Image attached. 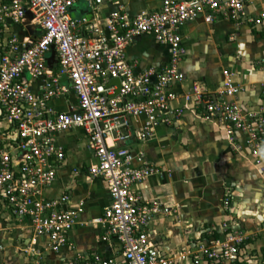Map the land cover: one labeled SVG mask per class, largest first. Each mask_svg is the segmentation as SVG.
<instances>
[{"label": "built area", "instance_id": "2783aa9c", "mask_svg": "<svg viewBox=\"0 0 264 264\" xmlns=\"http://www.w3.org/2000/svg\"><path fill=\"white\" fill-rule=\"evenodd\" d=\"M76 1L0 0V123H6L0 129V202L29 221L33 242L46 236L53 250L65 245L80 210L65 207L68 195L49 198L43 190L66 159L56 135L79 129L94 159L88 174L106 182L110 198L93 221L106 227V237L117 241L121 254L94 255L86 264H177L158 248L149 230L157 215L171 213L139 190L149 177L162 179L172 172L148 162L142 150L126 143L148 139L158 126L172 124L189 108L223 129L233 148H247L264 170V104L252 111L238 103L241 87L228 70L215 94L198 81L183 94L172 89L184 79L179 63L186 48L180 28L208 13L240 19L254 0H162L158 9L130 17L118 5L106 18L105 33L94 25L82 31L86 20L68 13ZM83 1L90 8L102 2ZM248 21L264 26V8ZM144 34L168 47L162 68L136 70L127 60L126 47ZM52 51L55 62L49 65ZM113 79L118 83H111ZM54 99L65 101L66 107H56ZM174 101L180 104L171 107ZM221 234L200 245L204 261L238 264L247 232L224 221Z\"/></svg>", "mask_w": 264, "mask_h": 264}, {"label": "crops", "instance_id": "0c3cea01", "mask_svg": "<svg viewBox=\"0 0 264 264\" xmlns=\"http://www.w3.org/2000/svg\"><path fill=\"white\" fill-rule=\"evenodd\" d=\"M161 1L102 0L90 8L77 0L68 13L73 19L86 20L82 31L94 25L105 33L106 18L118 5L130 17L140 10L158 9ZM263 8L264 0H254L240 19L208 13L185 23L180 33L186 54L179 63L184 79L172 89L183 94L198 81L215 94L222 88L223 71L228 70L241 87L235 100L245 109L258 110L264 104V26L248 19ZM3 38L0 31V44ZM125 55L136 70L159 69L167 63L169 49L144 34L126 47ZM69 100L74 102V96ZM52 103L66 107L61 99ZM178 104L174 101L170 106ZM5 126L0 123V129ZM55 139L65 147L66 159L43 194L49 198L66 194L69 200L65 207L80 210L68 242L58 250L47 246L46 236L33 242L29 221L15 216L0 202V264H86L94 255L120 258L117 241L106 237L103 224L93 221L101 216L110 198L106 182L88 174L94 159L86 147V137L81 130L72 129ZM126 145L142 150L148 162L172 172L162 179L151 176L139 186L145 199L156 201L171 213L157 215L149 223L160 250L177 264H206L200 245L222 238V223L227 221L237 223L248 234L238 264H264V170L254 164L247 148H233L223 129L189 108H184L172 124L158 126L148 139Z\"/></svg>", "mask_w": 264, "mask_h": 264}, {"label": "water", "instance_id": "95a60500", "mask_svg": "<svg viewBox=\"0 0 264 264\" xmlns=\"http://www.w3.org/2000/svg\"><path fill=\"white\" fill-rule=\"evenodd\" d=\"M53 62H55L54 51H52L50 53L49 57H48V63H49V65H51ZM114 82L118 83V79L111 80V83H114Z\"/></svg>", "mask_w": 264, "mask_h": 264}, {"label": "rangeland", "instance_id": "374dc122", "mask_svg": "<svg viewBox=\"0 0 264 264\" xmlns=\"http://www.w3.org/2000/svg\"><path fill=\"white\" fill-rule=\"evenodd\" d=\"M234 225H237V223H236V224L234 223ZM93 257H94V256H90L91 259H93Z\"/></svg>", "mask_w": 264, "mask_h": 264}]
</instances>
